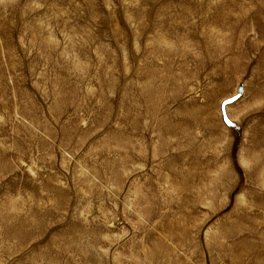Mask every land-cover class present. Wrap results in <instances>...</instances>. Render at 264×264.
<instances>
[{
  "label": "rangeland",
  "instance_id": "374dc122",
  "mask_svg": "<svg viewBox=\"0 0 264 264\" xmlns=\"http://www.w3.org/2000/svg\"><path fill=\"white\" fill-rule=\"evenodd\" d=\"M255 1L0 0V231L34 209L28 220L39 222L28 239H0V264H85L82 249L96 264H146L155 247L160 264H233L220 248L239 235L222 222L264 192L246 171L264 137L263 97L245 99L254 77L264 89ZM149 69L165 98L144 94ZM182 83L189 130L174 99ZM255 155L263 175L264 149ZM227 163L230 189L219 186ZM260 241L237 249L262 251Z\"/></svg>",
  "mask_w": 264,
  "mask_h": 264
},
{
  "label": "bare ground",
  "instance_id": "6f19581e",
  "mask_svg": "<svg viewBox=\"0 0 264 264\" xmlns=\"http://www.w3.org/2000/svg\"><path fill=\"white\" fill-rule=\"evenodd\" d=\"M251 1L252 0H249V2H251ZM255 3L260 5V6H264V1H262V0H257V1H255ZM235 6L240 7L242 5L238 3ZM225 8H226V5H223L222 9L221 8L220 9L223 11ZM234 18H235V16H234ZM260 68H261V70H264V62H262L260 64ZM151 72H152V69H149V72H146L144 74V77H143L144 80H143L141 85L144 86V90H145L144 94H148L150 97L158 99L160 97L159 95H161V92H157V89H153L152 85H156L157 83H160V81L156 79V77H158L157 74H153ZM189 76H190V74L187 75V77H189ZM174 77L175 78L177 77L176 79H178L179 73ZM139 79H140V81H142L141 77ZM171 81H172V72H171L170 83H171ZM163 82L166 84H169V79H163ZM185 84L186 83H182L181 85H179L178 90H176V94L174 95V99L177 100L179 103V105L177 106V111H179V113L185 112L184 114H186V115L183 114L184 116H182L183 117L182 120L187 126L186 130H189L190 126L193 124V121L191 120V117L193 115L190 112H188V110H186L187 103L184 102L185 100L183 101L182 97H181V95H182L181 93H183L184 92L183 90L186 88ZM263 90L264 89H262V86L257 83V76H256L248 84L245 99L250 98L252 96V94H254L255 96L260 95L261 97H263L262 99L264 100V91ZM213 91L206 90V91H204V94L207 95L208 92H213ZM213 93L217 96L216 90ZM165 97H166V94L161 95V98H165ZM254 97L252 99H254ZM171 99H172V93H171ZM205 107L209 109L211 107V105H207ZM237 108H238V106L235 107L234 109H232L231 112L233 111L232 113H235V110ZM143 109H146V112L150 113L152 116L156 115V110L154 111V108L151 109V111H150L147 107L140 104L139 105V112L144 113ZM207 122H208V118H206V119L203 118L202 120H199L198 123H195V125L201 124V125H203L202 127H204L207 125ZM191 127H193V125ZM261 129H262L261 123L254 124L252 126V130L254 131V133H257L258 131L261 132ZM220 133H221L220 129L218 127H216L214 134L212 136V139H218L219 135H221ZM258 148L264 149V137L263 138L259 137V136L254 137L252 152L247 155V158L251 159V161H252L251 169L249 171L248 170H246V171L248 172V174H250L249 177L251 180L258 179V180L263 181L264 180L263 179L264 174L262 175V171L260 169V166L262 165L261 158L257 157L255 155V151L258 150ZM5 157H8V154H6L5 152H0V162L4 161L3 158H5ZM209 161H210V159L206 160V164L211 167V164H208ZM263 169H264V167H263ZM218 175L220 178L219 186L223 185L224 188L230 189L232 184H233V182H231V179L234 177V171L228 165V163L223 164L219 168ZM258 180H256V181H258ZM181 185H182V187L185 188L186 183L182 182ZM256 189L261 191V189L258 187ZM248 208H252V209L262 208V209H264V192L258 193L256 191H254L251 194L249 201H247L246 204H240L239 206H237V211H236L235 217H232L231 220L226 221L225 223H224V221L222 222L224 234L226 236H228V238L235 237L236 235H239V237L237 239L232 240L231 241L232 244H229V245L222 244V246L220 248V250H221L220 259L228 258L229 261H231L233 264H236L233 261L234 259H240L244 254L248 253V254L253 255L255 257L254 260L250 264H264V249L262 251L254 250V248H251L249 251H247V248L243 249L245 251H243V250L239 251L237 249L239 247L237 245H241L244 242H250V241L254 242L255 238H261L260 244L264 247V230L258 231L256 229L260 222L264 224V215H262V214H249ZM35 213H36L35 209L32 210L30 212L31 215L27 216L26 221L22 217L15 216L14 218L17 219V221L14 224H13V222H14L13 217H11L12 222H10V226H9L8 221L6 219H2L1 223H2V226L4 227V229L2 231H0V239L1 238L4 239V238H8V237L12 238L14 236H17V237L22 236V237H25L26 239L30 238L31 232L30 231L27 232L26 229L31 225L35 226L36 228H38V226H39L38 225L39 222L34 223V222H31L30 220H28ZM44 216L49 217V213H44ZM159 242H161V241H159ZM159 242H156V243H159ZM74 246L75 245L73 243L69 244L70 248H74ZM159 247L163 248L162 243L159 244ZM49 251H50V248H47L46 250H44L45 253H48ZM3 252L6 253L7 251L3 250ZM81 253L84 256L85 264H96L92 255L89 256L88 252L85 249H82ZM160 253H161L160 250L157 247H155L154 252L152 254L148 253L146 255V257L149 259L146 262V264L147 263H149V264H153V263L154 264H160L162 262V260L160 258ZM38 258H40L39 255H36V256L28 255L25 258V260L33 263ZM170 261H171V259L165 261L164 263H169ZM52 264H56V263L52 262Z\"/></svg>",
  "mask_w": 264,
  "mask_h": 264
},
{
  "label": "water",
  "instance_id": "95a60500",
  "mask_svg": "<svg viewBox=\"0 0 264 264\" xmlns=\"http://www.w3.org/2000/svg\"><path fill=\"white\" fill-rule=\"evenodd\" d=\"M239 90H240L241 92L243 91V86H242V85H240Z\"/></svg>",
  "mask_w": 264,
  "mask_h": 264
}]
</instances>
